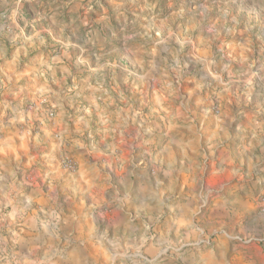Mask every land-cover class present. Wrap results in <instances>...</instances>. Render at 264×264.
<instances>
[{"label": "rangeland", "instance_id": "obj_1", "mask_svg": "<svg viewBox=\"0 0 264 264\" xmlns=\"http://www.w3.org/2000/svg\"><path fill=\"white\" fill-rule=\"evenodd\" d=\"M263 216L264 0H0V264H264Z\"/></svg>", "mask_w": 264, "mask_h": 264}, {"label": "crops", "instance_id": "obj_2", "mask_svg": "<svg viewBox=\"0 0 264 264\" xmlns=\"http://www.w3.org/2000/svg\"><path fill=\"white\" fill-rule=\"evenodd\" d=\"M46 64L49 63L48 60L45 61ZM43 64H39L36 66V70L33 71L32 76H28L26 79V90L27 94L30 96L31 94L39 95V91L41 93L48 92L49 93H56L57 94V99H62V95L65 94L66 92L64 91V88H58V89H53L49 85V81L45 74H49V72H44ZM49 78V77H48ZM24 89V90H25ZM22 90V91H24ZM35 92V93H33ZM7 127H10L11 125H8ZM261 222L264 224V216L261 219ZM23 229L22 236L20 237V245H28L32 243H40L42 244L43 251L45 252L44 258L48 259L46 262L52 261L56 256L59 257L60 255H57L56 252H53V244H55L56 241H58V245L63 243L64 241H67L71 246L72 245H82V246H88V244H91L92 240L99 235L98 230H96L94 233L88 234L89 230V225L86 223H83L81 219L78 220H73L70 222L65 216L61 217L59 220V226H58V232L56 236H52L48 233H43L41 232L40 228L38 225H33L32 223L25 222ZM109 236L103 235V238L107 239ZM125 238V237H124ZM109 239V238H108ZM107 239V240H108ZM130 239V238H129ZM232 246V248H231ZM250 250H248L246 254H244L246 251L244 250H235L233 248V245L230 242H227L223 244L220 248L219 253H215L213 255L214 259L216 262L219 260L225 261V264H244L245 262H250V257H253L251 253L252 251L255 250L254 252L257 251V248L252 249V246ZM255 247V246H253ZM82 249V248H81ZM224 250V251H223ZM78 253L79 250H73V253ZM87 252V248L85 250ZM68 257L61 258L59 259V264H75L76 262L73 260H68ZM264 260V256L262 258ZM253 264L256 263V260L252 258L251 260ZM227 262V263H226Z\"/></svg>", "mask_w": 264, "mask_h": 264}, {"label": "built area", "instance_id": "obj_3", "mask_svg": "<svg viewBox=\"0 0 264 264\" xmlns=\"http://www.w3.org/2000/svg\"><path fill=\"white\" fill-rule=\"evenodd\" d=\"M64 162V165L67 167V168H73L75 166V162L72 158L70 157H67L63 160ZM251 239L247 240V242H250Z\"/></svg>", "mask_w": 264, "mask_h": 264}]
</instances>
